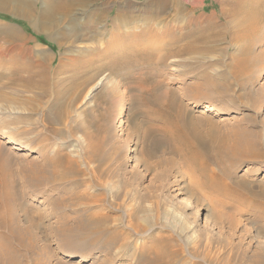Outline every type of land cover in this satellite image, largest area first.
<instances>
[{
    "label": "rangeland",
    "instance_id": "374dc122",
    "mask_svg": "<svg viewBox=\"0 0 264 264\" xmlns=\"http://www.w3.org/2000/svg\"><path fill=\"white\" fill-rule=\"evenodd\" d=\"M233 1L243 10L253 3L261 16L256 44L243 51L253 58L248 74L232 67L245 39L232 42L221 25V8ZM233 1L171 0L156 22L178 17L182 29L161 26L135 40V30L112 32L118 3L107 11L106 35L83 27L77 39L63 34V13L36 30L40 2L32 17H17L15 0H0V25L25 39L9 44L0 34L3 80L13 77L23 91L14 106L0 99V142L17 126L18 142L32 148L15 153L0 183V264H264V0ZM196 41L197 49H186ZM42 74L45 94L23 81L41 83ZM58 92L77 98L65 119L49 124ZM211 104L217 113L201 114ZM180 116L210 157L193 160L194 147L184 142L192 136L175 131ZM236 132L256 142L261 158L220 159L216 137ZM61 155L72 160L62 180L31 171L47 159L65 168ZM184 198L194 207L186 209ZM95 214L103 230L85 232L84 218Z\"/></svg>",
    "mask_w": 264,
    "mask_h": 264
},
{
    "label": "bare ground",
    "instance_id": "6f19581e",
    "mask_svg": "<svg viewBox=\"0 0 264 264\" xmlns=\"http://www.w3.org/2000/svg\"><path fill=\"white\" fill-rule=\"evenodd\" d=\"M2 1H4V0H2ZM26 1L25 0H15V4L11 6V10H10L11 14L13 16H17V17H28V16L32 17L30 9H32V7L35 6L37 2H40V8H39L38 16H39V21H42V25L39 26L37 24V21H34L32 23L33 28L36 30H41V28H43V27L46 28L45 25H47L48 22H49V25H50V23L51 24L55 23V22L53 23V21L56 20L55 15H57L58 13H63V16L65 18L66 17L68 18V25L66 26L63 34L68 36V37H74L75 36V38H77V39L80 37V35L82 36L83 33H87L85 30L83 31V27H86V28L91 27V28H93L94 31H95V29H98L97 33H99L102 36L106 35L107 30H108L107 29V27H108L107 23L109 22L107 19L108 18L107 11L108 12L110 11V9H111L110 7L114 3H118L116 14L113 17L114 18V29L112 32H114V33L125 32V34L129 35L130 33H132L135 30V31H137V33L135 34V40H136V38L137 39H144L145 36L150 34V33H152L153 36H154V34L156 36V33L159 32L158 28H160L161 26L166 28L168 30L167 32H170V30L177 29V27H175V25L179 26V29L181 28L180 25H178V22H179V21H177L178 17H173V20L175 22L174 21L171 22V21H169V19H168V21L164 19L165 21L163 22V24L156 22V20L159 19L165 13L164 12L166 9L165 3H168L171 0H99V2H98V0H28V2H26ZM229 1H231V0H229ZM0 5H2L4 8L6 7L4 2H0ZM230 5H231V8L228 10L223 9L224 7L221 8L220 12H221V15L224 17L223 18L224 20L222 21L223 24H221V25L224 26L223 27L224 32H225V30L227 31V29H228L232 33L230 35V40H232V42L234 40L239 42V40H242V38L245 39V42L243 43L244 44L243 48L241 47V49L238 51L239 56L236 58L234 57L235 59L232 62V67L234 68L235 72L238 74L239 73H243V74L247 73L248 74L249 71L252 69V68H250L252 66L249 63H250V61H252L253 58H251V60H250V58L248 57V53H245L243 51H244V49L248 50L249 48L253 47L256 44L255 41L258 38L257 32H259L260 31L259 29H261L260 24L258 22L261 20V16L257 12L258 10H257V8H255V5H253V3L248 5L247 6L248 8L246 10H243L242 9L243 5L239 4L237 1H233L232 4L230 3ZM169 7H170V5H169ZM243 7H245V6H243ZM173 16H175V15L173 14ZM213 21H215V20H213ZM182 22H183V20H182ZM191 22L192 21H190V23ZM154 24L157 28L154 27ZM80 27L82 28V30H79V32H78V29H81ZM0 31H1L0 32L1 36L4 37V40L9 44H17V43L22 44L25 41L24 38L19 36V34H18L19 31L15 27L8 26L7 24H3V25H0ZM48 37L50 39H52V35L49 33H48ZM133 37L134 36H132V38ZM70 42H71V40H70ZM189 43H190V41H189ZM196 43H197V41L191 45L188 44L186 49L187 50L197 49ZM253 43H255V44H253ZM206 47H207V44H206ZM204 50H205V48H204ZM204 50H200V51H204ZM240 51H242V53H240ZM251 64H252V62H251ZM44 66H45V64H44ZM48 70L45 69V72H48ZM6 74H8V73H6ZM45 74H42V78L37 79V80L42 79L41 83L35 82L36 80H34L32 78H29V79L27 78V80H23V81L26 82L28 88L29 87L40 88L41 90H43V94H45V92L46 93L49 92L48 89L45 88L46 80H48V77H46ZM4 76H5V72H0V99H4L5 101L10 100V102H13L10 104H13V106H14V102L20 103L17 95H19L20 92H22V94H23V91H21L22 89L13 86L15 84V82H14L15 79H13V77L10 76L11 78H8L7 80H3V78H5ZM23 81H21V82H23ZM102 82H103V76L98 78L96 80V82L88 89L84 98H89L91 93L100 84H102ZM57 91L54 90L55 93ZM55 98H56L55 105H53L50 108L51 112L49 111L50 114H48V116H46V120H47L46 123L49 122V124L57 123L58 121L62 120V118H64V116L67 112V106L69 104H72L73 100L77 97H74L72 95L70 96V95H68V93L65 95H62L58 92L55 95ZM0 108H1V104H0ZM18 109H17V111L16 110H14V111H16L17 113H20V110H18ZM215 113H217V109L212 104L211 105H205L201 108V114H206V115L210 116V114H215ZM181 115L183 116L182 113H181ZM17 116H18V114H17ZM180 118H181L180 120L178 119L179 122H175V131H176V133L180 139H186L187 136L188 137L192 136L194 138V140L192 139L193 141L191 140L192 137L190 138L189 141H187V140L184 141L187 144V146H190L192 148L194 147V149H192V152H191V156H192L193 160L198 163L200 161V159H199L200 157H203L205 159L210 157V156H208L209 155L208 152L201 151L202 149L199 150V148H198L201 146L202 147L205 146V150H206V147H207L206 143L207 142L204 143L203 137L200 136V134L198 135L195 131L194 132L191 131V133H189V131L187 130V128H188L187 121L183 120L181 116H180ZM60 122H58V123H60ZM16 129H17V126H14L12 129L7 130L3 134V136L1 135L2 139L4 140L3 142L2 141L0 142L1 143L0 144V179H1L0 183L1 184H2V182H4V177L8 176L7 174H8L9 160H12L14 158L15 153L18 151L24 152L26 150H32L31 147H29V146L27 147L26 145L20 144V142H18V135L20 136L21 134H19L20 130H16ZM18 129H20V128L18 127ZM238 134H240V133L236 132L235 135H231V136L229 135L230 138L227 135H221L219 137H216L220 140V143L218 141V144H219L218 150L216 148V150H217L216 153L218 152L217 154H219L220 159L223 161V159L229 158L232 161H234V160H238V158L239 159L241 158V159H246V160L252 161V160H256V159L261 158L262 153L259 151V147L256 146V142L253 139H250V138L248 139L247 137H244L241 134H240L241 136H238ZM245 135L247 136L246 133H245ZM210 136L214 137L215 134L210 133ZM212 157H213V155H212ZM58 158H60L64 162V165H66L65 168H63V167L59 168L61 161H59L58 159L56 160V162L50 161L51 159H47L46 163L48 164V166H50L49 169L46 167L47 166L46 163H44V165L36 163L37 165L36 166L33 165L31 171L34 168H36L35 171H37L38 174H40V175H43V174L46 175L48 173L49 175H52L54 177L57 176L58 179L60 178L62 180V178H64L66 175H69L72 173L71 170H69L70 165L72 163V160L63 157L62 155L59 156ZM231 160H229V161H231ZM30 167L31 166L28 165L25 168L28 169ZM200 169L201 170L203 169L202 165H200ZM75 171H76V169H73V172H75ZM28 178H30V175ZM5 184H6L5 186L3 184L4 189H2V188L1 189L3 190V192L4 191L7 192V196L5 195L6 196L5 197L6 198V205H7V201L9 200L10 196L8 193L9 186L7 185L6 182H5ZM38 185H39V183L37 184V186ZM1 192L2 191H0V193ZM9 192H10V189H9ZM182 201H183V205L185 206L186 209L194 207L193 202H191L189 198H184ZM7 206H6V208H7ZM81 225H82L83 230L85 232L96 231V233L98 234V233H101V231L104 228L103 227L104 218L102 217V215H96L95 214V215H88V217L86 215V217L84 218V221L82 222ZM160 255H161V253L158 252L157 255L156 254L154 255V258L159 259V258H161Z\"/></svg>",
    "mask_w": 264,
    "mask_h": 264
}]
</instances>
